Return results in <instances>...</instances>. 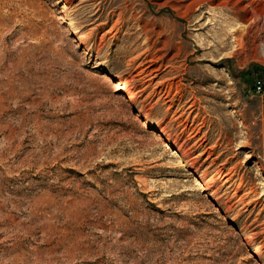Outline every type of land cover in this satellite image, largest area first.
Wrapping results in <instances>:
<instances>
[{
  "label": "rangeland",
  "instance_id": "rangeland-1",
  "mask_svg": "<svg viewBox=\"0 0 264 264\" xmlns=\"http://www.w3.org/2000/svg\"><path fill=\"white\" fill-rule=\"evenodd\" d=\"M0 264H264V0H0Z\"/></svg>",
  "mask_w": 264,
  "mask_h": 264
},
{
  "label": "bare ground",
  "instance_id": "bare-ground-1",
  "mask_svg": "<svg viewBox=\"0 0 264 264\" xmlns=\"http://www.w3.org/2000/svg\"><path fill=\"white\" fill-rule=\"evenodd\" d=\"M113 88L115 90H121V89H124L125 86H126V83L124 82H120V81H114L113 84H112ZM144 126H146V124H143ZM247 247L251 250V249H256L257 246L256 245H250V244H247Z\"/></svg>",
  "mask_w": 264,
  "mask_h": 264
},
{
  "label": "built area",
  "instance_id": "built-area-1",
  "mask_svg": "<svg viewBox=\"0 0 264 264\" xmlns=\"http://www.w3.org/2000/svg\"><path fill=\"white\" fill-rule=\"evenodd\" d=\"M258 90L261 91V90H262V86H259V87H258Z\"/></svg>",
  "mask_w": 264,
  "mask_h": 264
}]
</instances>
